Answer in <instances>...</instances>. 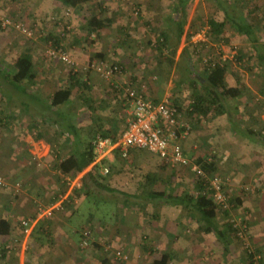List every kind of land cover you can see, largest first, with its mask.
<instances>
[{
  "label": "crops",
  "instance_id": "0c3cea01",
  "mask_svg": "<svg viewBox=\"0 0 264 264\" xmlns=\"http://www.w3.org/2000/svg\"><path fill=\"white\" fill-rule=\"evenodd\" d=\"M99 1H102L103 11L98 6L95 7V3H91L90 7L86 6L87 13H96L100 19L109 20V24L104 29L89 35L86 18L77 21L72 39L64 42V39L62 40L59 36L60 44L63 46L61 48L74 61V67L66 64L62 72L57 71L45 57L43 50L45 44L39 43L23 52L32 57L36 73L33 83H24L17 90L12 85L10 76L8 78L5 76V74L10 75L12 70L9 72L5 68H0V82L6 84L8 88L2 91L4 94L0 91V107H2L0 112H4L3 115L0 114V177H3L6 182L4 186H0V195L3 194L4 198L3 200L0 196V220L6 218L11 224V232L8 235H0V264H87L91 255L95 253L100 263L94 261L93 264H102L105 260L102 253L105 249L102 250L98 245L99 251L87 250V258L84 255L81 256V250H84L81 246L82 233L76 242L62 230V224L67 223L68 215L73 212L77 215L80 205H83L85 201L92 199L111 201L101 195V193H108L106 190L100 189L96 183L86 178L94 171L95 166L99 167V174L94 173L99 185L108 184L121 196L112 200L119 203L117 208L121 210L119 213L122 219L114 224H108L104 220H90L89 228L85 227V229H90L92 233L97 231L98 233L94 236L103 240L119 241L121 243H117L118 247L124 246L122 249L126 250L132 249L127 243L130 242L132 235L135 236L132 237L135 241L147 240L150 245H144L143 249L139 246L138 249L148 251V254L153 256L154 259L149 262L150 264L164 253L170 254L173 259L179 255L185 257L187 250L188 254L198 258L197 264L204 261V258L208 264L209 262L226 264V261L230 264H240L244 261L246 264L247 256L243 250V240L231 242L229 253L224 254L223 247L214 233H205L201 225L194 222L182 206L171 205L166 201L149 197V194L154 191L173 195L193 193L194 185L192 188L183 189L181 184L183 172L162 168L159 164L162 161L160 158L142 150L131 151L127 159L117 155L105 159L103 165L110 169L107 175L102 174V167L99 164L92 163L75 176L73 190H66L68 201L64 204L63 212L56 213L50 219L39 221L35 219L30 232L24 233L21 227L22 221L35 218L34 204L35 201H39L38 198L34 199L30 196L32 192L45 197L54 193L51 199L57 200L59 196H62L63 186H67V178L74 177L73 175L64 176L56 169L58 156L65 158L73 154L78 142L93 143L98 136H106L113 140L121 136L127 126L129 114L125 98L128 89H135L157 102L168 98L181 108L184 116L193 102L195 92H204L202 73L196 71L192 53L184 52L185 49L191 50L192 47L190 43H185L184 35L187 34V25L190 23V21L187 23L188 9L194 0H191L184 15L182 8L181 11L176 9L171 0L172 4L170 2L167 14L162 15L164 26L160 29L154 24L150 7L147 9L145 5L142 6L139 3V11L134 15L124 6L120 8L117 0ZM208 1L214 3L212 0ZM226 1L228 5L238 9L237 0ZM214 6L222 13L221 21H223V11L215 3ZM54 8L56 7H47L46 11L52 12ZM41 13L43 16L44 13ZM34 18L40 21L44 17L40 18L36 15ZM183 19H186L185 32L174 54L172 51L176 41L173 34L177 23ZM195 20L193 25L197 29L194 31L197 32L191 33V36L202 28L208 31V23L204 26L201 17ZM231 29L238 36L247 38L238 34L230 24L224 28V33ZM254 29L257 32V40L264 44L263 24L255 26ZM52 30L55 29L49 30L51 35H59L58 32H51ZM163 33L168 34L170 43L158 51L155 46L161 37L160 34ZM259 34L262 35L261 38ZM223 38H226L224 34ZM247 40L251 49L248 57L251 65L249 67L251 79L246 82L247 92L252 94L249 104L254 105L252 97L257 93L260 96L258 100L262 102L259 106L255 105V110L250 111L254 117L250 116L249 120L261 126L264 122V96L260 91L264 87V75L263 69L257 64L256 57L250 59L253 55L252 43L248 38ZM225 42L228 43L229 40ZM91 61H101L105 65H120L122 72L109 80L104 79L93 69L84 70ZM190 64L193 69L187 76L184 68ZM70 74H78L81 79L73 82L69 80ZM65 87H70L71 96L66 104L51 108L57 115H54L52 119L39 115L43 109L42 101H46L49 106L53 94ZM248 89L251 90L248 91ZM11 91L19 93L14 94ZM9 94H12L13 99L8 96ZM58 114L67 115L68 130L62 127L64 120ZM187 115L194 118L198 125L190 133L191 136L178 143L183 146L192 161L205 157L208 153L204 146L207 150L209 147L210 154L213 153L216 156L215 163L219 171L218 159L224 155L221 153L225 149L222 150L221 142L217 143V140L214 142L216 128H213V125L216 123L212 124L210 121L208 126L203 127L205 121H214L217 117L214 116V112L207 118L197 114ZM202 131L208 132L202 133ZM38 136H41V139ZM20 155L23 159H20ZM149 161L154 162V166H151L152 162ZM85 182L91 191L84 189ZM77 183L79 186H76ZM7 191L13 194L21 191L20 204L18 201L9 203L5 193ZM229 192L231 195V190ZM86 193H89V196ZM257 194L259 196L246 200L241 197V202L242 208L248 209L246 220H244L248 226L247 243L259 250L264 260V213L262 212L264 190H258ZM70 198L72 201L69 200ZM51 199L49 201H52ZM234 211L237 210L234 209L232 214ZM20 214L21 216H18ZM90 216L92 219L93 215ZM218 224H220L219 219ZM159 246L162 248L160 254L157 250ZM95 247L97 248L96 245ZM215 255L217 259L213 261L212 257ZM69 258H72L70 263ZM82 259H85L84 262Z\"/></svg>",
  "mask_w": 264,
  "mask_h": 264
},
{
  "label": "rangeland",
  "instance_id": "374dc122",
  "mask_svg": "<svg viewBox=\"0 0 264 264\" xmlns=\"http://www.w3.org/2000/svg\"><path fill=\"white\" fill-rule=\"evenodd\" d=\"M237 1L239 2L238 10L243 11L244 13L249 14V12H252V14H254L253 19L250 18V22H260L264 26V0ZM117 2L120 5V8H123L124 6L128 10L132 11L134 15L135 13L137 14V12L139 11V3L142 6L145 5V8L147 9L148 7H150V10L152 11V19L155 21L154 24L156 25V28L160 29L164 26V19L162 15H164V13L167 14V9H169L170 7L171 0H117ZM52 5L56 8L52 9V12H50V10L47 12V7L51 8L53 7ZM66 9L67 8H65L61 4V2L55 0H0V17H12L13 19L21 21L27 27L31 28L34 32H36L38 36H40L38 41H33L26 38L22 33L18 32L17 30L10 28H0V68H5L9 72H11V70H13L14 68V62L16 61L17 57L20 56L23 52H26L27 49H30L34 45L39 43L45 44L43 50L46 57V52L49 47V43L46 41V38L51 35L49 31L51 30V28L55 29L51 32H58V36H60L62 40L64 39V42L67 39H72L75 31V24H77V21L79 20L82 21V19L85 20L86 18H88L89 12L87 13V7H83L81 12L79 13H75L73 12V10H70L69 14H67L68 9ZM188 11L189 16L187 18V23H189V21L190 23L187 25L188 32L184 35V41L186 44L190 43V45H192L191 53L192 58L195 62L196 71L199 73H203L204 69L209 63H217L219 57H221L224 61V64L227 65V68L229 70L227 76V79L229 80V85L240 86V88L245 93L242 98L237 100L238 103L235 101L233 102L229 99V101L227 100L228 103L226 105L229 110H231L230 114L234 117L236 122H238L245 129L248 130V128H252L256 132H260V129H262L264 125L261 123L260 126L259 123H253L251 120H249V116L246 113L247 111L255 110V105L259 106L262 103L260 100H258L260 99V96L257 93L252 97V99H254L252 101L255 102L254 105L251 106L249 104V99L252 94L247 92L246 82L251 79V77L249 76V67L251 65L250 60L248 59L251 49L247 38L243 36H238L234 32V30L231 29L224 33V36L226 38H223L221 41L211 39V37L207 35L206 41H201V43L205 44L203 48L201 47V45H199V43L193 45V43L190 41V36L193 30L190 29V27H192L193 23L196 21L195 18L197 19L198 17H201L203 19V25L206 26L207 21L209 19L214 18L216 20L221 21L223 15L216 9L214 3L209 2L208 0H194V3L191 5ZM41 12L44 13L43 16ZM12 14L13 16H11ZM171 14L174 15L172 11ZM36 15L40 16V18H44L40 21H37V18H34ZM191 15H193V17H190ZM157 24H159V26H157ZM260 36L262 35L259 34V37ZM225 40H229V42L227 43L225 42ZM239 56L242 57L241 60L238 59ZM48 63L54 66L53 68H56V70L59 72H62V70L64 69L63 66H66V64L57 60H49ZM5 85L6 84L0 82V91L2 94H4L2 91L8 90ZM250 90L251 89H248V91ZM11 92H13L14 94L19 93L14 91ZM8 96L13 99L12 94H9ZM1 108L2 107H0V109ZM235 108H238V111H236ZM2 113L4 112H0L1 115H3ZM187 116L188 115L186 114L185 117L189 119L188 121L192 124V133L193 129L196 127V125H198V122L194 120V118ZM210 121H212V124L216 123L213 125V128H216V136L214 142H216V140L217 143L221 142L222 150L225 149L223 153H221L224 155L220 154L221 156L218 159L219 171H217L216 175H218L225 183L226 192L229 196H231L232 199L239 198L240 200L241 197L246 200L255 196H259V194H257L258 190H264V142H262L263 139L259 137L258 142H253L245 136L242 137L238 134H234L230 130L229 123L227 122L225 116H217L216 120L214 121H205L203 127H205V125L208 126ZM207 132L208 131H202V133ZM218 145H220V143ZM204 149L206 150V153H208L205 156L208 157L210 155V149L208 147L207 150L206 146H204ZM26 158L28 159V156ZM20 159H23V157H21ZM148 159L153 161V159H151L150 157H148ZM159 164L160 166L162 165L161 163ZM150 165L154 166V162L150 163ZM171 169L183 172V175H181L183 178V182L181 183L183 189L192 188L193 185L195 186L196 177L190 168L177 167ZM8 180H10L9 182H12L11 179ZM252 188L253 191L249 192V190H252ZM246 189L248 190L246 191ZM66 190H68L67 186H63V189L61 190V195H64ZM229 190H231V195ZM59 192L60 190L58 191V193ZM5 193L7 194V201H9V203L18 201V204H20L21 191L14 194L13 192L11 193L8 191ZM245 193H247L248 195L246 196ZM36 195L37 194L35 192H32V194L30 195L32 196V198L34 197V199H39V201H35L34 206H36V208L39 205L46 206L51 204V202L55 201L51 199V197L54 196V193L53 195H48L47 197ZM101 195L106 196L111 201H99L97 199L88 200L85 201L83 205H80L79 212H77V215L74 212L68 215L67 223L62 224V230L65 231L69 236H71V240L78 242L79 237H81V233L83 235L85 230L90 231V229H85V227L89 228L88 223L91 222L90 220L94 219V221H96V219H98L100 221L104 220L108 224H114L115 222L119 223V220L122 219L119 213V211L121 210L117 208L119 203H117L115 200H112L116 197L121 198V196L118 195V193H101ZM55 198H57V196ZM2 199L4 200L3 196ZM50 199L52 201H49ZM180 210L182 209L180 208ZM236 210V212L234 211L233 214H231V219H241L244 222V220H246L248 212L247 207L242 208V205H240L238 206V208H236ZM262 212L264 213V209L262 210ZM91 214L93 215L92 219L90 216ZM18 216H21V214ZM219 222L220 224L225 222L224 216H221L219 218ZM96 233L98 232L93 231L92 233V231H90L89 245L88 247H85L84 250H81V256L84 255L87 258V250L99 251V249L102 248V250L105 249L102 253L104 255V259L109 261L110 264H150L149 262L154 259L151 254H148V251L146 252L145 250H142L144 245H150V242L147 240L135 241L132 239V237L134 238L135 236L132 235L130 236V242H127L131 245L129 246L132 249L126 250L122 249L124 246L118 247L117 243L121 242L100 239L98 236H94ZM95 244L99 245L100 248H96ZM139 246H142V249L139 250ZM157 250L160 254V252H162L161 246H159ZM117 251H123L124 254L128 256V259L125 261H120L116 259L115 253ZM186 253L187 254L185 255V257L183 255L175 257L170 264H197L196 259L198 258L195 257L193 254H188V250ZM160 256L161 255H159V257ZM96 257V253L91 255L90 260H88L87 264H93L94 261H98L100 263V259H96ZM201 258L202 257H200V259ZM216 259V255L212 257L213 261H215ZM84 260L82 259V262H84ZM203 260L204 261L198 264H208L205 262L206 258H204ZM68 261L70 263L72 261V258H69ZM209 264L211 263L209 262ZM226 264L230 263L226 261ZM240 264H244V261Z\"/></svg>",
  "mask_w": 264,
  "mask_h": 264
},
{
  "label": "trees",
  "instance_id": "16d2710c",
  "mask_svg": "<svg viewBox=\"0 0 264 264\" xmlns=\"http://www.w3.org/2000/svg\"><path fill=\"white\" fill-rule=\"evenodd\" d=\"M62 3V5L65 8H68L70 10H75V12H81L83 7H90L89 5L91 3H95V7L98 6L101 11L102 9V1L99 0H57ZM222 11L224 14V20L223 21H216L214 19L209 20L208 23V31L207 35L211 37V39L221 41L223 39L224 34V28L230 24L231 27H233L236 32L240 35L246 36L249 41L252 43V51L253 55L250 57L253 58L256 57L257 64L263 69V75H264V44H261L257 38V32L254 29L255 26H258L261 24L260 22L252 23L250 22V18L253 19L254 14L252 12H249V14H245L243 11H239L236 9V7H233L232 5H228V1L226 0H212ZM191 0H173L174 6L176 9L181 8L183 10V15L186 9L188 8V5L190 4ZM91 9V8H90ZM91 11V10H90ZM13 16V14L11 15ZM12 18V17H10ZM185 23L186 19H183L177 23V28L174 32V37L176 44L173 47V53H176V50L178 49V44L180 42V39L182 35L185 32ZM109 24V20L105 21L99 18L96 13L89 14L87 18L86 28L88 29V34L95 33L100 31L101 29H104L106 25ZM201 27V26H200ZM203 27V26H202ZM1 28V26H0ZM194 31L197 30L195 25H192L191 28ZM199 29V27H198ZM161 37H159L157 45V50L160 51L163 48L167 47L170 43L168 40V34H160ZM46 41L51 45L52 48L59 49L63 47L60 43L59 36H53L49 35L46 38ZM195 45V44H194ZM201 47L203 48L205 44L199 43ZM185 53L189 54L191 53V50L185 49ZM47 57V56H46ZM48 58V57H47ZM238 59H242V57L239 56ZM48 60H51L48 58ZM192 64L188 65L185 69L187 76H189V73L192 71L193 66ZM228 68L227 65L224 64V61L221 57H219V60L217 63H209L206 68L204 69L202 73L203 78V84L202 88L204 90L203 93L198 91V93L195 92L193 97V102L190 105L189 109L187 110V114L190 115H199L207 118L210 113L214 112V116H225L227 122L229 123L230 130L234 134H238L242 137H247L253 142H258L259 137L262 138V142H264V127L260 129V132H256L252 128L245 129L243 126H241L234 117L230 114L231 110L227 107V103L229 100L235 101L238 103V99L242 98L244 96V91L240 88V86H232L229 85V82L227 80L228 76ZM71 75V76H70ZM69 80L76 82L80 80V76L78 74H70ZM6 78L10 76L12 85L19 90L20 86L24 83H33L36 78V73L34 69V64L32 61V57L28 53H23L22 55L18 56L16 61L14 62V68L11 72V74H5ZM79 78V79H78ZM78 84V83H77ZM196 84H198L196 82ZM23 90L24 86H23ZM261 95L264 96V87L261 88L260 91ZM71 96L70 87H65L63 89H60L56 91L50 101V105L48 106V103L46 101H42V111L39 112V115H43L44 118H51L54 117V115H57V113L54 110H51L52 107L60 106L63 104H66ZM229 99V100H228ZM228 100V101H227ZM177 106V105H176ZM238 107V106H237ZM178 108V111H182L181 108ZM236 111H238V108H235ZM53 111V112H52ZM247 115L250 117H254V115H251L250 111L246 112ZM62 116V119L64 124H62L63 128L65 127L66 130H68L67 126V115L63 116L62 114H58ZM65 117V118H64ZM45 120V119H44ZM264 125V122H262ZM243 127V128H242ZM63 130V129H62ZM104 138H108L106 136H102ZM39 139H41V136H38ZM118 139V138H117ZM115 138V140H117ZM76 150L73 154L62 158L60 156L58 161H56V169L63 174L64 176L73 175L74 177L83 172L87 167H89L95 160V152H94V145L93 143H80L78 142L76 144ZM119 156V155H117ZM215 155L210 154L208 157L205 156L203 158H198L196 161H192L190 156V160L192 164H195L199 167L200 170H202L203 173L207 176H214L216 175L218 168L217 163H215ZM162 168H171L166 164L165 162L161 161ZM99 167L95 166L94 171L89 173L86 177L89 180H92L94 183L98 185V187L101 189L106 190L108 193H115V190L113 188H110L108 184H100L97 182V178L94 176V173L96 175L99 174L98 171ZM98 173V174H97ZM196 182L194 186V192L193 193H182L181 195H173V194H167L166 192H151L149 194V197L152 199L157 200H163L166 201L169 204L182 206L183 209H185L189 213V217L194 220L197 224H200L203 228L202 230L205 233H214L217 240L221 243L223 247L224 254L229 253V247L231 245V242L233 241H239L240 236L238 235L239 230L235 227L236 222H234L231 219V214L234 209H236L238 206L242 205V202L239 198L232 199L230 196L228 198L229 203V210H226L225 212L220 211V205L215 202L213 198V192L209 190L208 186L209 184L205 180H198V177L195 174ZM85 178V179H86ZM84 179V180H85ZM156 179V178H155ZM154 184V182H152ZM90 188L87 186V183L85 182L84 189ZM79 196L80 193L78 192ZM87 196H89V193H86ZM72 201V198L69 199ZM231 211V213H230ZM224 216L225 222L223 224H218V219ZM244 224H247L245 221ZM23 229V225L21 226ZM11 232V224L10 221H8L6 218H3L0 220V235H8ZM83 239V235L81 237ZM81 240V246H82ZM90 242V241H89ZM96 245V244H95ZM98 247V245H96ZM83 247V246H82ZM243 250L246 253V264H255V256H259L260 260L259 262L261 264H264V260L261 257V253L259 250L251 247V251L243 245ZM250 251V252H249ZM172 256L168 253L162 254L158 259L154 260L153 264H170L172 261ZM102 264H110L109 261L104 260Z\"/></svg>",
  "mask_w": 264,
  "mask_h": 264
},
{
  "label": "built area",
  "instance_id": "2783aa9c",
  "mask_svg": "<svg viewBox=\"0 0 264 264\" xmlns=\"http://www.w3.org/2000/svg\"><path fill=\"white\" fill-rule=\"evenodd\" d=\"M69 12L70 9H68L67 14ZM0 26L1 28L17 30L33 41H38L40 38L36 32L23 24V22L10 17H0ZM206 36V29L202 28L194 36L192 35L190 39L196 45L201 43V41H206ZM46 56L51 60L61 61L70 67L75 65L65 50L52 48L50 44ZM88 69L97 71L107 80L122 72L120 65H105L101 61L89 62L87 67H84V70ZM125 94L129 114L127 126L121 136L117 140L98 136L93 141L95 152L93 163L102 167V174L107 175L110 172L109 167L103 165L105 159L112 158L114 155L127 159L133 150L147 151L160 158L171 168H190L194 174L199 176L198 180L203 179L209 184L208 188L213 192L215 202L220 205V211L229 210V195L225 190L226 187L223 180L218 175L212 177L205 175L198 166L192 164L189 155L185 152L183 146L178 143V141L185 140L190 136L192 124L181 111H178L175 103L168 98L160 102L154 101L135 89H128ZM5 183V179L0 177V186H4ZM76 186H79V184L77 183ZM74 187L75 177L67 178L68 191H72ZM251 191L249 190V192ZM66 201H68V198L64 194L49 205H39L36 208L34 219L27 218L22 221L24 233L30 232L35 219L36 221L50 219L55 213L63 211ZM233 221L236 222L235 227L239 230L240 240H243L245 247L250 250L252 246L247 243L246 239L248 236L247 224H244L241 219H234ZM82 240L83 248L88 247L90 241L89 230L84 231ZM115 254L116 259L120 261L128 259V256L123 251H117ZM254 260L255 264H261L259 256H255Z\"/></svg>",
  "mask_w": 264,
  "mask_h": 264
}]
</instances>
